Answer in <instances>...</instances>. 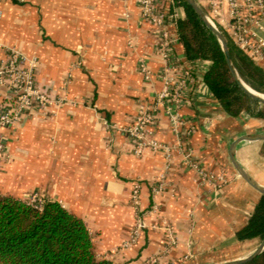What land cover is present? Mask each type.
Segmentation results:
<instances>
[{"label": "crops", "instance_id": "obj_1", "mask_svg": "<svg viewBox=\"0 0 264 264\" xmlns=\"http://www.w3.org/2000/svg\"><path fill=\"white\" fill-rule=\"evenodd\" d=\"M0 10V62L12 50L36 60L37 86L53 99L47 112L33 108L3 130L2 193L25 200L39 191L58 201L85 221L97 258L115 264H221L258 248L261 239L239 241L237 232L263 194L235 167L230 148L239 141L237 163L264 189V140H256L264 135V119L223 109L205 83L210 62L194 63L195 90L181 115L189 121L184 147L206 170L225 175L218 189L203 185L186 165L164 109L154 138L173 147L170 161L164 149L137 154L125 134L165 86L159 29L135 2L0 0ZM178 13L185 17L184 9ZM174 54L180 76L187 58L179 40ZM162 176L169 188L153 194ZM137 183L138 211L132 204ZM137 217L145 228L131 243Z\"/></svg>", "mask_w": 264, "mask_h": 264}, {"label": "built area", "instance_id": "obj_2", "mask_svg": "<svg viewBox=\"0 0 264 264\" xmlns=\"http://www.w3.org/2000/svg\"><path fill=\"white\" fill-rule=\"evenodd\" d=\"M128 1L135 2L141 8L145 21L159 29L158 51L164 62L165 86L152 105L140 108L125 134L133 141L137 154L147 148L164 149L166 158L170 161L173 147L154 138L157 115L160 109H164L170 128L177 138L176 147L185 151L186 165L197 172L203 185L214 189L223 187L226 184L225 175H216L206 170L200 162L193 159L191 151L183 144V129L189 121L181 115V107L183 100L188 99L195 90V67L194 63L187 61L180 76L175 75L177 60L174 44L179 40L176 22L181 18L175 0ZM198 4L240 51L264 68V0H198ZM2 15L0 10V18ZM36 65V60L18 50L10 51L7 59L0 62V161L6 156L3 130L19 123L25 112L33 108L47 112L53 103V99L37 86ZM139 69L147 80L151 79V71L145 59L139 60ZM190 135L191 129L187 132V136ZM168 188L167 178L162 176L153 188V194H162ZM140 194L141 185L137 183L132 196V204L137 211ZM41 203L43 202L38 199L33 204ZM144 228L142 217H137V229L132 235L131 243Z\"/></svg>", "mask_w": 264, "mask_h": 264}, {"label": "trees", "instance_id": "obj_3", "mask_svg": "<svg viewBox=\"0 0 264 264\" xmlns=\"http://www.w3.org/2000/svg\"><path fill=\"white\" fill-rule=\"evenodd\" d=\"M175 2L177 8L185 11V17L177 20L176 29L187 61L211 63L205 83L215 99L232 117L245 113L264 119V109L251 100L234 79L217 36L186 0ZM228 42L241 79L264 95V69L229 39ZM237 239H264V195L246 226L237 232ZM0 264L115 263L97 258L85 221L58 201L45 200L37 205L0 191ZM247 264H264V252Z\"/></svg>", "mask_w": 264, "mask_h": 264}, {"label": "water", "instance_id": "obj_4", "mask_svg": "<svg viewBox=\"0 0 264 264\" xmlns=\"http://www.w3.org/2000/svg\"><path fill=\"white\" fill-rule=\"evenodd\" d=\"M186 2L188 3V5H190L195 12L200 16V18L204 21V23L207 25V27L217 36L222 49L226 55V59H227V63L229 66V69L234 77V79L236 80V82L238 83V85L240 86V88L242 89V91L251 99L253 100L256 104H258L259 106L264 107V100L261 99L260 95H263L257 91H255L253 88H251L250 86H248L239 76V73L235 67L234 61H233V57L231 54V50H230V46H229V42L226 38V36L224 35V33L221 31V29L215 25L206 15V13L204 12V10L199 6V4L196 2V0H186ZM244 139H249V138H243L240 141L244 140ZM256 140H264V135L263 136H259L256 138ZM238 142H236L231 148H230V157L231 160L233 162V164L235 165V167L242 173V175L249 181V183H251L257 190H259L263 195H264V189L261 188L260 186H258L257 184H255L252 180H250L248 178V176L243 172V170L241 169V167L239 166V164L237 163L234 153H235V148ZM264 252V239H262L260 245L258 246V248L247 258L243 259V260H238V261H230V262H225L222 264H247L251 261H253L255 258H257L260 254H262Z\"/></svg>", "mask_w": 264, "mask_h": 264}, {"label": "rangeland", "instance_id": "obj_5", "mask_svg": "<svg viewBox=\"0 0 264 264\" xmlns=\"http://www.w3.org/2000/svg\"><path fill=\"white\" fill-rule=\"evenodd\" d=\"M196 2L198 3V0H196ZM38 199H40L42 202L47 200V198H45V195L42 192L36 191V192L30 193L28 195V197L25 198V201L30 202V203H34V201H36V200L38 201ZM261 241H262V239H261ZM261 241H260V243H261Z\"/></svg>", "mask_w": 264, "mask_h": 264}, {"label": "bare ground", "instance_id": "obj_6", "mask_svg": "<svg viewBox=\"0 0 264 264\" xmlns=\"http://www.w3.org/2000/svg\"><path fill=\"white\" fill-rule=\"evenodd\" d=\"M259 96L261 97V99H263V100H264V95H260V94H259Z\"/></svg>", "mask_w": 264, "mask_h": 264}]
</instances>
